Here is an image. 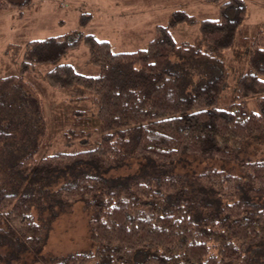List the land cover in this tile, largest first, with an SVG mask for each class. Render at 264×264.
I'll list each match as a JSON object with an SVG mask.
<instances>
[{"label": "trees", "instance_id": "16d2710c", "mask_svg": "<svg viewBox=\"0 0 264 264\" xmlns=\"http://www.w3.org/2000/svg\"><path fill=\"white\" fill-rule=\"evenodd\" d=\"M30 2L0 0V10ZM245 16L242 0L220 4L214 20L176 11L130 52H113L91 34L25 44L18 74L0 77V264L19 263L25 252L16 245L37 253L47 239L40 213L73 201L91 211L92 249L57 264H264V143L256 147L264 139V25L247 39V66L232 75L234 85H227L222 59ZM183 22L198 24L203 43L173 38L171 28ZM79 43L99 68L96 76L57 64ZM41 65H49L52 90L82 89L92 94L94 111L50 116L25 82ZM58 133L79 139V150L45 154ZM183 153L234 161L237 172L191 160L176 168ZM140 159L147 171L106 176ZM255 249L262 253L255 251L252 263ZM134 254L144 259L133 263Z\"/></svg>", "mask_w": 264, "mask_h": 264}, {"label": "rangeland", "instance_id": "374dc122", "mask_svg": "<svg viewBox=\"0 0 264 264\" xmlns=\"http://www.w3.org/2000/svg\"><path fill=\"white\" fill-rule=\"evenodd\" d=\"M227 1L31 0L30 4L22 9L0 10V77L18 74L23 48L29 41L61 35H67L69 41H74L79 36L91 34L98 40L107 41L113 52H130L145 47L153 37L155 27L167 26L170 16L176 11L185 12L196 22L214 20L219 16V5ZM242 1L246 7L245 19L238 27L233 46L222 52V59L226 63L228 72L227 85H232L235 75L236 78L239 77L246 68L247 39L256 32L258 27L264 25V0ZM82 20H86L87 24L82 25ZM171 33L175 40L183 44L203 43L198 24L187 22L176 24L171 28ZM57 64L71 65L75 73L83 76H96L99 73V68L91 63L83 43L69 50L57 61ZM48 67L49 65L38 66L32 75L25 78V82L39 93L38 98L42 100L50 116L54 113H62L70 109H86V107H91V111H94L93 101L89 99L92 94H85L82 89L52 90L44 76ZM70 96H76V98L69 101ZM223 98L226 99L227 94ZM249 105L252 107L251 104ZM67 127L62 126L63 129H60V132ZM61 136L62 134L59 133L53 135L44 148L45 154L62 151L71 153L79 150L76 143L79 139H66ZM256 140V147L260 145L259 148H261L264 139L258 137ZM91 147V145L87 148L82 146L80 150L91 149ZM179 158L181 160L174 164L176 168L183 163H188L187 160H191L200 168L218 169L230 174L237 172L234 161L197 155L188 156L187 153L181 154ZM147 163L145 159L128 160L123 163V167L115 171L111 170L106 176L109 174L111 177L117 176V173H135L136 175L143 170L147 171L148 166H145ZM184 168L183 166L181 170ZM52 202L54 203L53 199ZM40 215L41 218L38 221L47 230L45 245L35 254L26 252L16 245L20 252H25L21 254V259L16 264H57L73 254L89 253L92 249L88 232L91 211L86 210L82 202L67 203L58 212H55V208L53 210L45 207ZM255 251L262 253L261 249H255L253 252L249 250L248 258L252 263L264 259V255L259 254L258 260ZM143 259V255L134 254L132 261L133 263L141 262Z\"/></svg>", "mask_w": 264, "mask_h": 264}]
</instances>
